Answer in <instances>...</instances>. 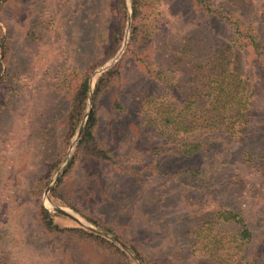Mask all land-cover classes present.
Segmentation results:
<instances>
[{"label":"rangeland","instance_id":"1","mask_svg":"<svg viewBox=\"0 0 264 264\" xmlns=\"http://www.w3.org/2000/svg\"><path fill=\"white\" fill-rule=\"evenodd\" d=\"M125 1L122 44L90 80L93 92L98 77L122 61L119 83L98 105V138L114 162L84 159L75 164L68 178V200L79 211L49 194L73 158L89 105L93 108L88 94L85 114L63 152L70 98L83 70L90 61L102 59L109 47L115 30L114 0L0 3V27L9 48L0 85V258L4 264H85L80 259L88 251L84 243L44 233L36 218L40 204L61 227L97 234L85 225L116 237L84 214L113 228L118 236L134 242L152 264H217L214 258L222 252H216L215 238L223 239L226 250L230 244L228 231L215 220L230 203L238 204L252 222L258 215L264 220V209L261 213L255 204L257 195L264 199V102L255 70L261 60L248 58L230 44L231 31L226 32L213 17L208 21L192 0H142L144 35L138 54L142 62L137 61L127 52L132 0ZM211 1L227 11L225 3L232 2ZM256 17L251 14L249 19ZM229 52L238 53V60ZM1 53L0 49V57ZM262 61L264 65V52ZM116 101L119 111L112 107ZM165 110L176 112L186 131L161 124ZM209 117L212 120L205 122ZM181 142L207 145L184 159ZM55 163L44 188L41 179ZM54 207L75 219L55 212ZM256 228L254 243H264V226Z\"/></svg>","mask_w":264,"mask_h":264},{"label":"trees","instance_id":"2","mask_svg":"<svg viewBox=\"0 0 264 264\" xmlns=\"http://www.w3.org/2000/svg\"><path fill=\"white\" fill-rule=\"evenodd\" d=\"M2 1L5 2L7 0H0V3ZM192 2L208 21H210V17H213L219 24L224 26L226 32L231 31L229 38L230 44L236 48L238 47L237 49L241 52L245 51L248 58L253 57L255 60H261L259 67L255 70L257 71V78L261 82L262 94L260 95L263 97L264 102V65L262 61L264 52V0L227 1L225 7L229 9L228 11L216 5L211 0H192ZM114 6L115 30L110 33L109 47L105 50L102 59H94L90 61L87 67L83 70L70 98L63 130V152H66V149L69 147L85 114L92 74L97 68L110 60L122 44V38L126 27V1L114 0ZM143 7L142 0H132L131 36L127 48V52L130 51L132 57L140 62L142 61L138 54L140 55L139 50L141 49L142 36L144 35V26L142 23ZM251 14L257 16L253 21L249 19ZM257 19H260L261 22L257 23ZM5 41L6 38L0 27V49L2 51L0 57V85L4 81V77L1 75L2 62H5V58L9 53L8 44ZM229 47L230 46H227V48ZM215 54L217 55V52H215ZM221 55H223L222 52ZM229 55L235 61L239 58L238 53L236 52H229ZM121 62L98 77L92 96L93 108L78 137L73 158L66 166V169L59 177L49 194L50 198L59 200L64 205L76 211H79V209L68 200V196L71 193L68 185V178L74 174L75 164L84 159L110 164L114 162L113 156L108 150L106 144L101 142L98 138V105L101 99L107 95L109 90L119 83L122 71ZM145 67L148 69L147 73L151 76V70L147 66ZM221 72L223 73L224 71ZM213 97L215 98V96ZM198 101L202 103L204 102L202 99H198ZM112 107L119 111V102L116 101ZM163 112L165 116L160 119V123L165 127L172 128L177 132L186 129L184 125L178 122V115L175 114L176 112L171 111V113H167L166 110ZM197 112L201 113V111L198 110ZM197 116L199 117V115ZM214 118L218 119L216 116H214ZM207 119L208 120L205 122L212 120L210 117ZM244 131L249 136L247 130ZM181 144V155L184 159H190L195 153L202 152L207 145L206 143L196 142L187 144L181 142ZM57 164L58 163L51 164L48 172L42 177L41 181H43L42 185L44 188L55 171ZM191 175L197 174L191 172ZM256 200L257 203L255 202V204H258L257 207L260 208L261 213H263L262 209H264V206L262 205L264 199L261 195H257ZM231 201L237 204L235 200ZM257 214H260V212H257ZM82 216L94 225L101 227L103 230L118 237L135 253V256L142 264H152V260L148 258V255L141 251L134 242H127L125 239L118 236L113 228H108L99 224L96 219L84 214H82ZM36 218L46 235L84 243L88 247V251L87 254H84V257L82 256L80 259H83L85 264H134L126 252L106 238L78 227L59 226L55 220V216L41 204L36 210ZM216 218L217 220L215 221L216 224L220 225L219 228H224L228 231V243L230 244L229 250H226V248H224L225 244L223 239L221 237H219V239L215 238L216 242H214V248L217 253L220 252V250L222 252L217 254L214 258V261L217 262V264H264V243H254L256 227L264 226V220L260 215H258L255 222H252L250 218L244 214L243 209L239 208L238 204L237 206H234V204L230 203L223 211L218 212ZM0 264H4L1 258Z\"/></svg>","mask_w":264,"mask_h":264},{"label":"water","instance_id":"3","mask_svg":"<svg viewBox=\"0 0 264 264\" xmlns=\"http://www.w3.org/2000/svg\"><path fill=\"white\" fill-rule=\"evenodd\" d=\"M130 1V0H129ZM131 18V4H130V13H129V16H128V23L130 22V19ZM92 88L90 87V89H89V99H90V101H91V99H92ZM90 110H91V107H90V105H89V107H88V109H87V112H86V114H85V116H84V118H83V120H82V123H81V125H80V127H79V130H78V132H77V135H76V138H78V136H79V134L81 133V131H82V129H83V127H84V125H85V123H86V121H87V118H88V116H89V114H90ZM67 163H68V161L66 160L65 161V163H64V165H63V167H61L57 172H56V174L54 175V177L52 178V180L50 181V183H49V185H48V188H47V190H46V193H48L49 191H50V189H51V187L53 186V184H54V182L56 181V179L60 176V174L62 173V171H63V169L65 168V166L67 165ZM52 205V204H51ZM53 206V205H52ZM54 209V211L55 212H57V213H59V214H62V215H64V216H67L66 214H64L60 209H58V208H56V207H54L53 208ZM84 227L85 228H88V229H90V230H92L93 232H96L97 234H99V235H101V236H103V237H105V238H107L108 240H110V241H112L115 245H117L118 247H120L124 252H126L137 264H142L138 259H137V257L133 254V253H131V251L125 246V244H123L122 242H120L116 237H114V236H112V235H110V234H108V233H106V232H103V231H100V230H96V229H92V228H90V227H88V226H85L84 225Z\"/></svg>","mask_w":264,"mask_h":264},{"label":"bare ground","instance_id":"4","mask_svg":"<svg viewBox=\"0 0 264 264\" xmlns=\"http://www.w3.org/2000/svg\"><path fill=\"white\" fill-rule=\"evenodd\" d=\"M64 214H66L68 217L75 219L71 214L67 213L66 211H64L63 209L59 208Z\"/></svg>","mask_w":264,"mask_h":264}]
</instances>
